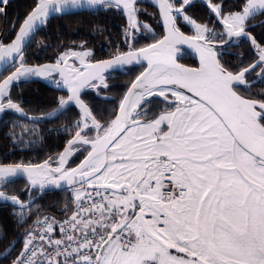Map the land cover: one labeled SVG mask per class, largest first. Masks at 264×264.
<instances>
[{
  "label": "snow or ice",
  "instance_id": "obj_1",
  "mask_svg": "<svg viewBox=\"0 0 264 264\" xmlns=\"http://www.w3.org/2000/svg\"><path fill=\"white\" fill-rule=\"evenodd\" d=\"M135 3L36 0L15 40L0 43V71L9 62L15 68L0 82V112L7 107L23 113L8 94L13 82L58 72L57 87L68 91L59 109L75 105L80 116L55 167L47 160L0 166V188L25 174L29 188L41 192L67 186L74 205L65 207L71 214L63 221L37 218L12 264H264V96H245L239 88L249 86L246 74L257 69L264 78V46L246 30L250 20L264 15V0H241L227 14L208 0L223 25L219 32L187 14L193 0H159L167 34L147 47L95 64L85 61L89 52L71 50L54 64L27 66L23 60L25 43L52 14L115 7L136 27ZM7 4L0 0V13ZM181 18L194 35L180 31ZM242 36L251 41L255 59L233 71L222 62V46ZM181 44L195 51L198 66L178 63ZM68 58L78 59L83 70L67 67ZM133 61L147 66L127 86L112 118L102 122L82 100L83 90L107 88L103 73ZM151 97L162 98L165 107L151 108ZM80 148L84 159L65 167ZM0 200L18 206L20 223L31 211L3 190Z\"/></svg>",
  "mask_w": 264,
  "mask_h": 264
},
{
  "label": "trees",
  "instance_id": "obj_2",
  "mask_svg": "<svg viewBox=\"0 0 264 264\" xmlns=\"http://www.w3.org/2000/svg\"><path fill=\"white\" fill-rule=\"evenodd\" d=\"M35 2L36 0H14L9 3L8 22L3 43H9L12 40L20 23ZM136 19L137 30L130 27L128 17L119 9L101 6L91 11L53 18L31 38L23 51V60L28 66L53 62L65 49L75 46L87 48L89 56L96 61L105 60L130 48L136 50L145 47L161 38L160 19L151 4L145 2L136 12ZM2 22L3 14L0 13V31ZM144 25H147L150 31L145 29ZM130 31L133 33L131 45L129 43ZM125 32L129 33L127 38L124 35ZM179 59L185 65H194L195 60L189 53ZM221 59L230 70L238 71L249 65L254 60V55L249 53L244 56L222 54ZM13 69L14 67H10L8 73ZM141 71V66L130 67L126 74L118 78L119 80L112 88L115 96L112 101H105L101 98L107 90L97 89L93 91L94 93H87L85 103L93 109L94 114L102 122L111 119L113 110L117 108L127 86ZM251 73L248 78L251 77ZM239 88L241 94L245 96L252 98L264 96V82L259 88L242 86ZM63 95L38 82L15 85L9 92L11 100L19 104L29 115H43L54 111L58 107L59 98ZM150 100L153 101L151 105L153 109L165 107L159 97H153ZM79 119V111L72 106L58 117L43 122H31L11 112L3 113L0 120V165L21 162L40 164L47 160L52 163V166H56V159L66 143L73 137L74 125ZM83 153L82 150L79 152L73 165L83 157ZM0 190L8 195L18 196L25 203L29 198H34L29 203L31 211L25 214L23 223L19 222V208L0 203V235L7 234L0 241V264H12L23 248L25 233L36 226L37 218L50 216L59 220L71 214L70 211H65L66 206L74 207L70 203L71 190L48 191L41 194L31 191L29 193V186L21 179L11 180ZM13 241L15 242L14 248L8 255H5V250L11 246Z\"/></svg>",
  "mask_w": 264,
  "mask_h": 264
},
{
  "label": "flooded vegetation",
  "instance_id": "obj_3",
  "mask_svg": "<svg viewBox=\"0 0 264 264\" xmlns=\"http://www.w3.org/2000/svg\"><path fill=\"white\" fill-rule=\"evenodd\" d=\"M145 2H147V1L146 0H139V2L135 5L136 12L141 8V6L144 5ZM175 2L177 3V5H179L181 3V0H175ZM212 2L213 3H216V4H221L223 6V8H224L225 14H227V12L229 10H237L239 8V6H240L241 0H212ZM147 3H149V2H147ZM152 8H153L154 11L157 12V10L153 6H152ZM187 14L189 16H191L193 19H195L196 22L201 23V24H207L210 28H215L218 32L223 29V25L218 21V19L215 16V14L212 13L211 10H210V8L208 7V0H194L193 3L187 7ZM157 15H158V12H157ZM158 17H159V15H158ZM177 27H179V29H180L181 32H183L184 34H186L188 36L194 35V29H193V27L191 25L187 24L182 18L181 19H178V21H177ZM246 30L251 34L252 37L255 38V40L257 41L258 44L264 46V15H257L255 18H253L252 20H250L249 23H248V25H247V29ZM130 32L131 33H130V42L129 43L131 45L132 38H133V33H132V31H130ZM161 32H162V36H163L162 27H161ZM262 34H263V36H262ZM179 49H180V51H179L178 61L181 62L180 59H179L180 57H182L186 53H189V54H191V53L188 52L185 49H182V48H179ZM69 50L76 51V52L88 51L87 48H80L79 46L78 47L75 46V47H69V48L65 49L64 52L69 51ZM222 53L223 54H238L240 56H242V55L244 56L247 53L254 55V49H253V46L251 44V41L248 38L242 36L240 38H233L232 41L229 44H227L226 46H222ZM193 58L195 60L194 61V65H192L190 67H196L197 66V61H196V59H195L194 56H193ZM57 59H58V57H57ZM57 59L55 61H53V62H48V63H56ZM254 59H255V57H254ZM85 61L88 62V63H91V62H94L96 60L92 59L90 56H87V57H85ZM69 62L73 63V61H71V60ZM41 64H44V63H41ZM73 66L74 67H77V68H81V70H83L82 67H81V65H80V63H79V60L78 59H75V63H73ZM11 68H13V66ZM144 68L145 67L143 66L142 67V71H143ZM128 69L129 68H126L123 71H114V72H110V73L106 74L107 79L105 80V82L107 83L108 87L107 88H104L103 86H98L97 88H89V90L85 91L81 95L82 100L84 101V99H86L87 93H94L93 91L94 90H97V89L107 90L105 92L106 94L101 95V98H103L105 101H112L113 99H115V96L113 94L112 88L116 84L117 80H119L118 78L120 76L126 74V72L128 71ZM256 71H258V69L255 70V71H253V73L250 72L251 73L250 74V76H251L250 78H248L249 73L246 74V79L249 82V86L248 87H250V88L251 87L259 88L261 85H263L264 80H262L261 77H259V76L256 75ZM7 73H8V70L3 74V76L5 74H7ZM119 73H121V75ZM3 76L1 78H3ZM48 78L50 79V83L53 86H57L56 83H55V81H59L60 80L58 78V75L56 73H54V72L51 73L50 75H48ZM44 86H46V85H44ZM241 86L242 87H245L243 85H241ZM46 87L49 88V89H52L53 91H56L58 93H63L64 94L63 97H65V98L67 97V93H65V92L55 90V89H53L51 87H48V86H46ZM105 97H110V98L109 99H105ZM6 99H5V101H6ZM118 104H119V102H118ZM58 107H59V105H58ZM69 107H71V106H69ZM72 107H75L76 108V106H74V105H72ZM117 107H118V105H117ZM74 147H79V146H74ZM81 150L84 151L83 148H80L79 151H75L74 152V156H73V158H72V160L70 162L69 167H73L76 164H78L79 161H81V159L86 155V153L84 152L83 153V157L76 164L73 165L74 160L76 159L77 155L79 154V152ZM57 159H56V161H57Z\"/></svg>",
  "mask_w": 264,
  "mask_h": 264
},
{
  "label": "water",
  "instance_id": "obj_4",
  "mask_svg": "<svg viewBox=\"0 0 264 264\" xmlns=\"http://www.w3.org/2000/svg\"><path fill=\"white\" fill-rule=\"evenodd\" d=\"M12 1H14V0H8V4L5 6V12L2 13V14H3V22H2V28H1V31H0V43H3V38H4V34H5V31H6V28H7V22H8V5H9V3L12 2ZM146 1L149 2V3H150V4H151V5L157 10V12H158V15H159V18H160L161 27H162V30H163V36L159 39V40H161V39H163L164 36L167 34V28H166V25H165V23H164V19H163L161 13H160V9H159V0H146ZM193 1H194V0H193ZM138 2H139V0H136L135 5H136ZM98 7H100V6H96V7H87V6H86V7H83V8L72 9V10H70L69 12H67L66 14H52V15L50 16V18L48 19V21L51 20V19H53V18H58V17H62V16H68V15H72V14H77V13H83V12L91 11V10H94V9H96V8H98ZM120 10H121V12H122L124 15L127 16V14H126L122 9H120ZM25 17H26V16H25ZM25 17H24V18H25ZM127 17H128V16H127ZM23 20H24V19H23ZM23 20H22V22L20 23V25L23 23ZM48 21H47V22H48ZM47 22H46V23H47ZM135 24H136V27H133V28L137 30L138 28H137V19H136V15H135ZM20 25H19V27H20ZM44 26H45V25H43V26H39V27L37 28V30H36V31H35V32L29 37L28 41L25 43V45H24V47H23V51H24L25 47L28 45V43H29V41L31 40V38L36 34V32H38V31H39L40 29H42ZM19 27H18V29H19ZM18 29H17V31H16L14 37L12 38V40H11L9 43H6V44L3 43V44L7 45V44H10L11 42H13V41L15 40V36H16V34H17V32H18ZM185 35H186V34H185ZM186 36H188V35H186ZM233 38H236V37H233ZM233 38H232V39H233ZM226 45H227V44H225V45H223V46H226ZM145 47H147V46H145ZM177 47H178V48L185 49V50H187L188 52H190V53L195 57V59H196V61H197V66H198V64H199V58H198L197 54L195 53V51H194L192 48H190L187 44H181V45H178ZM139 49H140V48H139ZM136 50H138V49H136ZM23 51H22V54H23ZM127 51H129V50H127ZM127 51H125V52H123V53H126ZM178 56H179V53H178ZM112 58H113V57L108 58V59H105V60H109V59H112ZM70 60H71V61H74L75 58H68V65H67V67H71V66H73V63L69 62ZM99 61H103V60H99ZM99 61H94V62H91V63L95 64V63H98ZM17 63H19V62L17 61ZM178 63H181V62L178 61ZM45 64H54V63H44V64L34 65V66H41V65H45ZM181 64H182V63H181ZM183 65H184V64H183ZM27 66H28V65H27ZM134 66H141V67L144 66V67H146V66H147V62H146V61H142L141 63L137 64V63H135V61H133V63H131V64H125V65H123L122 67H113V68L107 69V70L103 73V76L105 77V80H106V79H107L106 74H108V73H110V72H114V71H123V70L126 69V68H130V67H134ZM184 66H186V67H190V66H187V65H184ZM10 67H12L11 62H9L8 66H7V70H8ZM144 69H145V68H144ZM144 69H143V71H144ZM7 70L0 71V82H2L4 79H6L7 76L10 75V74L12 73V71L15 70V68H14L10 73H8L5 77L1 78V77L3 76V74H4ZM54 73H56V74L58 75V78L61 80V77H60L59 73H58V72H54ZM134 80H135V79H134ZM30 82H39V83H41V84H43V85H46V86H48V87H51V88H53V89H55V90L65 92V93H67V95H68V91H67V89H66L62 84H61V86H59V87L51 85V83H50V79L48 78V75H47V76H29V77H27V78H25V77H21L19 80L13 82V83L9 86L8 94H9V92H10V90H11V88H12L13 86L18 85V84H23V83H30ZM87 90H89V88L84 89L83 92H82V94H83L85 91H87ZM7 97H8V96H5V97H4V100H5ZM109 98H110V97H105V99H109ZM151 98H152V97H151ZM151 98H149V99H151ZM13 103H15V102H13ZM74 106H75V105H74ZM67 108H68V107H66L65 109H59V107H58V108H56L54 111H52V112H50V113H47V114H43V115H29V114H26L24 111H23V113H18V112H16L14 109H10V108L5 107L4 111H3V112H0V120H1V117H2L3 113H5V112H11V113H14V114H16L17 116H19V117H21V118H23V119H25V120L31 121V122H43V121L52 120V119L58 117V116H59L61 113H63ZM76 108H77L78 111H79V108H78L77 106H76ZM71 139H72V138H71ZM67 143H68V142H67ZM66 146H67V144L65 145V147H66ZM65 147H64V149H65ZM64 149H63V151H64ZM63 151H62V152H63ZM73 156H74V153L69 157V159H68L67 164L65 165V167H69L70 162H71ZM83 159H84V157L81 159V161H82ZM81 161H79L78 164H76L75 166L70 167V168H75V167H77V166L80 164ZM43 163H44V162H43ZM43 163H40V164H43ZM8 165H10V164H8ZM0 166H4V165H0ZM53 167H55V166H53ZM14 179H21V180L25 181V182L27 183V185L29 186V182H28V180H27V176H26L25 174H21V175H18V176H16V177H13L12 180H14ZM63 190H70V189H68L67 186H65V187L62 188V189H51V188H46L45 190H43V191L41 192L40 190L29 188V193H30L31 191H37L38 194H41V193L48 192V191H63ZM33 200H34V198H29L28 201H27L26 203L29 204V203H31ZM0 203L18 208V206L13 205L11 201H3V200H0ZM12 249H13V248H12L11 246H9V247L5 250L4 254H5V255H8V254L12 251Z\"/></svg>",
  "mask_w": 264,
  "mask_h": 264
},
{
  "label": "built area",
  "instance_id": "obj_5",
  "mask_svg": "<svg viewBox=\"0 0 264 264\" xmlns=\"http://www.w3.org/2000/svg\"><path fill=\"white\" fill-rule=\"evenodd\" d=\"M45 217H50V216H45ZM67 217V216H66ZM66 217H63V218H61V219H59V220H55V221H63ZM44 218V217H43ZM43 218H41V219H43ZM51 218V217H50ZM56 235H57V237H59V232H57L56 233Z\"/></svg>",
  "mask_w": 264,
  "mask_h": 264
},
{
  "label": "rangeland",
  "instance_id": "obj_6",
  "mask_svg": "<svg viewBox=\"0 0 264 264\" xmlns=\"http://www.w3.org/2000/svg\"><path fill=\"white\" fill-rule=\"evenodd\" d=\"M88 52V51H87Z\"/></svg>",
  "mask_w": 264,
  "mask_h": 264
}]
</instances>
